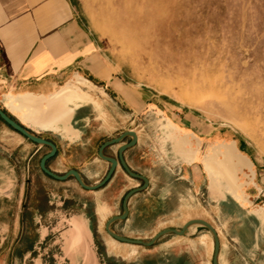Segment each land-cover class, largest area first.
Wrapping results in <instances>:
<instances>
[{
  "label": "crops",
  "instance_id": "0c3cea01",
  "mask_svg": "<svg viewBox=\"0 0 264 264\" xmlns=\"http://www.w3.org/2000/svg\"><path fill=\"white\" fill-rule=\"evenodd\" d=\"M94 90L127 96L119 73L107 59L105 42L73 0H0V108L31 132L52 136L47 140L55 144L57 154L47 162L49 170H96L102 174L101 182L111 166L99 152L111 139L95 133L87 138L83 128L73 125L89 120L90 114L83 111L86 106H98ZM5 124L0 127V159L7 181L0 194V247L25 249L20 263L31 258L34 264H213L208 235L212 234L202 226L191 227L185 236L166 235L151 247L113 239L106 223L122 215L125 196L144 182L119 165L102 188L80 187L89 194L76 197L70 183L76 182L74 178L58 181L41 170L40 162L50 148ZM135 133L137 143L124 158L131 171L148 183L129 199L127 218L114 223L112 230L126 238L151 240L165 229L181 230L188 221H205L201 211L197 213L203 208L219 237V264H264V169L249 152L232 143L244 164L237 168L241 183L229 185L213 181L202 162L165 163L164 156L144 152V137ZM192 133L201 141L200 149H206L204 158L210 148L213 151L216 135H203L196 127ZM131 140L106 148L104 155L118 159L120 147ZM73 146H81L91 156L75 164L69 155ZM43 148L48 151L41 157ZM141 154L149 164L135 170L129 158L135 161ZM37 158L40 174L49 180L42 179L40 188L30 184ZM119 169L134 183L121 185ZM30 186L35 189L30 191ZM211 244L214 249V240ZM43 250H49L50 262L38 255Z\"/></svg>",
  "mask_w": 264,
  "mask_h": 264
},
{
  "label": "rangeland",
  "instance_id": "374dc122",
  "mask_svg": "<svg viewBox=\"0 0 264 264\" xmlns=\"http://www.w3.org/2000/svg\"><path fill=\"white\" fill-rule=\"evenodd\" d=\"M73 2L91 30L105 42L107 59L119 73L128 96L94 90L99 96L98 106H86L83 111L90 114L89 120L73 123L83 128L87 138L95 133L103 135L101 139H115L125 130L134 131L144 137V152L164 156L165 163L184 159L202 162L213 181L229 185L231 181L219 170L215 172L225 161L237 162L236 152L227 148L232 146L229 142L249 152L264 169V0ZM3 124L0 119V127ZM194 127L203 135H216L213 151L210 148L204 158L206 149H200L202 143L192 133ZM34 132L46 140L52 137L43 131ZM47 151L43 148L41 157ZM69 155L75 164L91 156L81 146H73ZM39 160L30 172V184L36 188L42 179L49 182L40 174ZM129 162L135 170H144L149 164L145 154L135 161L131 156ZM58 170L50 171L61 176L68 172L63 167ZM76 171L84 173L87 185L102 179L96 170ZM119 171L121 185L134 183ZM5 172L0 159V194L7 188ZM70 183L76 197L89 194L76 182ZM33 189L35 186H30V191ZM198 211L205 221L212 220L205 209ZM27 222L32 229L31 219ZM200 231L205 233L204 228ZM208 235L214 252L213 238ZM27 246L25 242L23 247ZM24 250L0 247V264L8 259L9 264H22ZM39 254L50 262L49 250ZM31 260L26 264H34Z\"/></svg>",
  "mask_w": 264,
  "mask_h": 264
},
{
  "label": "water",
  "instance_id": "95a60500",
  "mask_svg": "<svg viewBox=\"0 0 264 264\" xmlns=\"http://www.w3.org/2000/svg\"><path fill=\"white\" fill-rule=\"evenodd\" d=\"M0 119L6 123L10 128H12L14 131H16L17 133H19L20 135H22L23 137H25L26 139H28L29 141L39 145V146H45V147H49L50 148V152L48 154H46L41 162H40V167L41 170L48 176L52 177L53 179H56L58 181H65L68 178L72 177L76 180V182L80 185V187H82L85 190H89V191H96L100 188H102L104 185H106L111 178L113 177L116 168L121 165V167L126 171V173L136 179H140L144 182V186L139 188V189H135L130 191L124 198L123 201V213L120 216H116L113 217L111 219L108 220V222L106 223V232L116 241L124 243V244H130V245H136V246H143V247H151L153 246L160 238L169 235V234H174V235H178V236H185L189 233V230L191 227L193 226H202L207 228L210 233L213 236V240H214V252H213V264H219V251H220V241H219V237L218 234L216 232V230L214 229V227L209 224L206 221L203 220H191L188 221L181 230H176V229H165L163 231H160L158 234H156L151 240L149 241H143L140 239H130V238H126L123 237L121 235H118L117 233H115L112 230V225L118 221H123L127 218L128 216V202L129 199L136 193H138L139 191L145 189L147 187V179L141 175H138L134 172L131 171V169L129 168V166L127 165L125 158H124V153L134 147L137 143V135L134 131H127L124 132L121 136H119L118 138L115 139H111L109 141H107L100 149L99 155L102 159H104L105 161H107L108 163H110V169L106 175V177L97 185H87L81 174L76 171V170H70L68 171L66 174L64 175H57L56 173H53L52 171H50L47 167V162L52 159L53 157H55V155L57 154V147L55 146V144H53L52 142H50L49 140H46L44 138H41L39 136H37L35 133L31 132L30 130H28L27 128H25L23 125H21L18 121H16L15 119H13L12 117H10L7 113H5L1 108H0ZM126 138H131L132 140L125 144L122 145L119 149V156L118 159L116 158H112V157H107L104 155V151L106 148L113 146V145H119L122 144L124 142V140ZM254 175V172H252Z\"/></svg>",
  "mask_w": 264,
  "mask_h": 264
},
{
  "label": "bare ground",
  "instance_id": "6f19581e",
  "mask_svg": "<svg viewBox=\"0 0 264 264\" xmlns=\"http://www.w3.org/2000/svg\"><path fill=\"white\" fill-rule=\"evenodd\" d=\"M224 143H226V142H224ZM232 143L233 142H229L227 144L233 145ZM227 148L228 149H232L233 151H235L232 146H228ZM225 157H227V156H225ZM237 158H236L237 162H235V163H230L228 161H225V163H222V165H219V166L216 165L217 167H216V171L215 172L218 173L217 170H219L220 174H222V176L225 177L227 179V181L229 180V181L232 182V185H236L239 182V177L237 176V168L244 164L243 160L239 156H237ZM198 214H200V213H198ZM200 216L202 218L201 214H200ZM200 216H198V217H200Z\"/></svg>",
  "mask_w": 264,
  "mask_h": 264
}]
</instances>
